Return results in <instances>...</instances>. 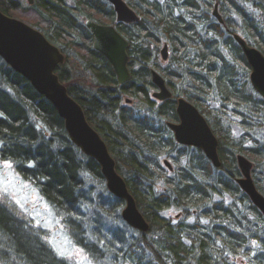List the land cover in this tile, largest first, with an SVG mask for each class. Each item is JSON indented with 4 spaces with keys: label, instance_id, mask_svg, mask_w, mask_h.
<instances>
[{
    "label": "trees",
    "instance_id": "trees-1",
    "mask_svg": "<svg viewBox=\"0 0 264 264\" xmlns=\"http://www.w3.org/2000/svg\"><path fill=\"white\" fill-rule=\"evenodd\" d=\"M125 1L138 14L136 22L116 23L105 0H0V11L81 58L84 84L69 81L59 66L56 74L105 141L148 231L123 221L125 203L108 192L98 162L69 140L50 101L1 57L0 159L38 189L93 264H239V256L246 264H264V218L234 180L236 154L245 155L259 167L254 183L264 196V141L254 133L264 127V99L252 88L248 63L232 37L239 33L264 55V0H252L256 11L240 0ZM215 4L222 24L212 14ZM88 19L113 24L129 43V81L118 84L112 65L94 50ZM163 42L170 52L164 65ZM151 68L167 83L170 98L152 100ZM123 95L140 100L146 111L133 109ZM178 97L195 106L216 136L218 167L201 149L176 142L167 122L178 121ZM234 125L241 130L237 137ZM160 157L174 165L172 171ZM86 174L103 185L106 197L91 194ZM171 209L177 217L165 215ZM105 217L121 219L132 235ZM252 221L255 235L246 228ZM0 264L72 263L0 205Z\"/></svg>",
    "mask_w": 264,
    "mask_h": 264
},
{
    "label": "water",
    "instance_id": "water-1",
    "mask_svg": "<svg viewBox=\"0 0 264 264\" xmlns=\"http://www.w3.org/2000/svg\"><path fill=\"white\" fill-rule=\"evenodd\" d=\"M105 1L111 4L116 22L130 24L138 20V14L128 6L125 0ZM27 3L33 5V0H27ZM214 7L212 14L222 24L223 20L219 16L216 4ZM84 23L93 36L94 50L103 54L112 65L118 84L129 81L131 79L127 64L129 43L124 36L116 30L113 24L97 23L91 19L85 20ZM232 37L246 58L250 69L249 80L253 89L264 99V55L257 48L248 46L239 33L233 34ZM159 52L162 61L168 58L169 51L166 42L163 43ZM0 57L11 69L28 79L37 93L50 101L64 121L69 140L82 153L98 162L107 190L125 203L120 212L123 221L139 232L148 231L149 223L138 211L133 196L127 191L125 181L116 171L115 160L107 149L105 141L89 125L84 110L68 95L67 88L56 74L58 65L64 63L66 58L60 48L53 45L36 28L0 11ZM149 74H151L152 84L156 87L151 93L152 98L158 101L170 98L171 91L161 74L153 68L150 69ZM129 101L126 99V102ZM176 104V115L179 120L177 123L167 122L176 142L201 148L211 164L218 167L217 138L213 135L209 124L195 106L184 98L178 97ZM236 155V165L242 176L237 179L239 187L246 192L252 204L260 210L264 218V196L254 186L252 176H250L254 165L245 155ZM163 163L167 169H173L167 159H164Z\"/></svg>",
    "mask_w": 264,
    "mask_h": 264
},
{
    "label": "rangeland",
    "instance_id": "rangeland-1",
    "mask_svg": "<svg viewBox=\"0 0 264 264\" xmlns=\"http://www.w3.org/2000/svg\"><path fill=\"white\" fill-rule=\"evenodd\" d=\"M23 1L26 2V0ZM240 1L246 8L252 11H256L252 0ZM21 21L26 22L23 20ZM162 45L163 44H161L160 48L162 47ZM62 53L66 58L64 63L58 66L62 70H65L69 81L74 80L76 81L75 84H84L87 79V76H85L87 75V72L82 65L83 63L81 61V58L76 56L73 51L68 52V54L64 52ZM166 61L167 60L161 61L159 52V62L164 65L166 64ZM152 91L153 90L149 92V95ZM124 99H129L130 101L127 103L124 101ZM154 101L157 100L155 99ZM123 102L131 106L133 109L135 108L141 111L142 113L146 111V106H144L138 99L129 98L128 96L123 95ZM44 132H46V130H44ZM254 133L257 139L264 141V127L263 129L256 128ZM232 134L236 137L239 136L241 134L240 128L234 125ZM160 158L161 161H163L164 158ZM171 165L172 167H174L172 163ZM253 168L254 169L252 170V173L254 174L259 169V167L255 165ZM84 177L86 183L88 184V189L92 195H96L98 193L102 195V197H106V193H104L103 185L101 183H99L89 174L84 175ZM161 189L162 185H157L156 191H160ZM0 205L5 208L10 214L12 213L17 219H19L22 225H24L33 233L36 232L39 235L40 239H42L44 243H46L49 248L52 249L53 252L58 256L70 261V263L72 264H93L91 260L86 256L83 249L78 245L76 246L69 230L66 227L62 226L55 210L52 206L49 205L48 201L44 197L40 196L38 189L35 186L28 185L21 176H18L10 163L2 161L1 159ZM240 207H242V205ZM178 214V211L174 209L165 212V215L170 218L177 217ZM108 220L114 227L123 228L127 235H132V231L125 227V224L121 219H114L113 217H109L108 219L107 217L104 218L105 222H107ZM236 260L239 264H246V261H244L241 256H239Z\"/></svg>",
    "mask_w": 264,
    "mask_h": 264
},
{
    "label": "flooded vegetation",
    "instance_id": "flooded-vegetation-1",
    "mask_svg": "<svg viewBox=\"0 0 264 264\" xmlns=\"http://www.w3.org/2000/svg\"><path fill=\"white\" fill-rule=\"evenodd\" d=\"M115 22H116V20H115ZM116 23H120V22H116ZM123 23V22H122ZM164 43V42H163ZM167 43V42H166ZM168 44V43H167ZM129 68V67H128ZM129 72H130V70H129ZM151 95V94H150ZM125 102H126V99H125ZM128 103V102H127ZM179 120V119H178ZM178 122V121H177ZM177 122H175V123H177ZM172 131V130H171ZM175 138V137H174ZM180 144V143H179ZM201 149V148H200ZM202 150V149H201ZM205 156V155H204ZM237 156V155H236ZM163 162V161H162ZM235 164H236V160H235ZM237 167H238V165H236ZM254 169V168H253ZM252 169V170H253ZM252 170H251V174H250V176H252V180H253V184H254V186H256L255 185V183H254V176H253V173H252ZM238 171H239V175L238 176H236L235 178H234V180H235V182H236V184H237V186L239 187V184H238V182H237V179L238 178H241L242 176H241V173H240V170H239V168H238ZM256 188H257V190H258V187L256 186ZM239 189H240V191L244 194V195H246L247 196V194H246V192H244L243 190H242V188L241 187H239ZM218 196L217 195H213V198H217ZM226 197V196H225ZM248 197V196H247ZM250 199V198H249ZM251 201V200H250ZM252 203V202H251ZM247 218H249L250 220L251 219H254V216L253 215H247ZM256 222V221H255ZM255 222H253L252 221V224L251 223H249V224H247V226H246V228H250L251 230H252V233H253V235H255V232H256V230L254 229L256 226H257V224L255 223ZM259 233V232H258ZM257 233V234H258ZM249 240H250V244H253V246H256V247H258L259 246V241L256 239V238H254V237H249L248 238ZM252 246V245H251Z\"/></svg>",
    "mask_w": 264,
    "mask_h": 264
},
{
    "label": "bare ground",
    "instance_id": "bare-ground-1",
    "mask_svg": "<svg viewBox=\"0 0 264 264\" xmlns=\"http://www.w3.org/2000/svg\"><path fill=\"white\" fill-rule=\"evenodd\" d=\"M190 146H192V145H190ZM126 188H127V186H126ZM128 191V190H127ZM129 192V191H128ZM132 195V194H131Z\"/></svg>",
    "mask_w": 264,
    "mask_h": 264
}]
</instances>
